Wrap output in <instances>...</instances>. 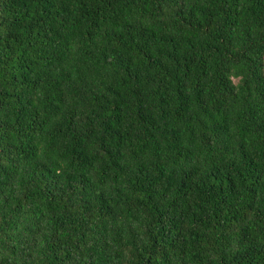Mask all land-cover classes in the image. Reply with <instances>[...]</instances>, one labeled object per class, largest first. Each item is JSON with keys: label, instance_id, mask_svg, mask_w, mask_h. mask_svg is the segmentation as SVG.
<instances>
[{"label": "trees", "instance_id": "trees-1", "mask_svg": "<svg viewBox=\"0 0 264 264\" xmlns=\"http://www.w3.org/2000/svg\"><path fill=\"white\" fill-rule=\"evenodd\" d=\"M0 264H264V0H0Z\"/></svg>", "mask_w": 264, "mask_h": 264}]
</instances>
